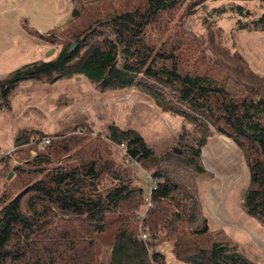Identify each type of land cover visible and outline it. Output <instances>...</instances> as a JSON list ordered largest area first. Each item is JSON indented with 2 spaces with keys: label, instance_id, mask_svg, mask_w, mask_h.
Segmentation results:
<instances>
[{
  "label": "trees",
  "instance_id": "1",
  "mask_svg": "<svg viewBox=\"0 0 264 264\" xmlns=\"http://www.w3.org/2000/svg\"><path fill=\"white\" fill-rule=\"evenodd\" d=\"M183 2L139 0L142 10L114 12L103 19L99 10L83 15L75 9L71 23L78 25L64 32L75 42L73 50L63 46L54 59L32 62L0 79V104L5 105L28 80L54 84L77 76L99 92L135 87L156 99L160 87L176 89L179 103L188 109L184 117L198 135L194 146L156 155L132 127L110 125L105 137H92L82 116H76L73 126L65 123L49 134L20 131L13 139L16 165L11 167L9 155L0 157V264H169L160 250L164 244H169L177 264H255L234 251L232 243L217 241L209 229L199 182L207 175L200 157L210 134L199 120L210 121L242 149L249 169L242 207L264 227V75L253 74L240 53L224 76L192 70L181 75L174 57L169 69L157 64L161 57L147 46L145 27ZM236 10L241 16L251 14L240 6ZM94 16L112 38L102 28L93 29ZM236 29L264 31V12L251 21L238 20ZM27 31L48 44L54 41ZM44 137L49 143L39 145ZM121 144L158 180L142 221L149 233L146 243L139 239L138 226L144 188L137 171L113 151ZM109 216L114 217L116 233L103 262L97 239L105 233Z\"/></svg>",
  "mask_w": 264,
  "mask_h": 264
},
{
  "label": "rangeland",
  "instance_id": "2",
  "mask_svg": "<svg viewBox=\"0 0 264 264\" xmlns=\"http://www.w3.org/2000/svg\"><path fill=\"white\" fill-rule=\"evenodd\" d=\"M237 6L251 14L239 15ZM135 8L143 9L139 0H100L98 3L89 0H0L1 79L32 62L54 59L63 46L69 50L75 45L73 39L64 34L70 26L78 25L71 23L75 9L83 15L99 10L98 18L102 16L103 19L105 15ZM263 12L264 0H184L171 13L157 16L155 22L145 27L143 34L149 49L156 52L155 55L160 54L157 64L169 69L172 67L170 58L174 57L181 75L192 70L201 74L218 71L224 76L240 53L252 73L263 76L264 31L236 29L238 20L251 21ZM97 16L90 18L96 20L93 29L103 27L96 25L99 22ZM27 29L54 41L48 44L30 35ZM102 29L103 34L110 35L106 28ZM193 58L195 69L191 62ZM117 65L121 68L120 63ZM28 81L33 83L20 88L18 85L8 105L0 104V157L9 155L11 167L16 165L18 157L12 152L17 133L33 127L43 133H53L62 124L71 122L73 126L76 116L87 118L92 137H105L110 125L122 129L132 127L156 155L194 146L198 137L184 117L188 109L179 103L176 89L160 87L156 99L135 87L126 91L99 92L89 81L77 76L60 78L54 84ZM199 121L210 134L200 157L207 175L199 182L209 229L217 241L228 246L232 243L234 251L250 262L264 264V227L242 207V197L249 184V169L243 151L231 138L217 132L210 121L205 118ZM113 151L118 152V159L128 166L124 163L121 145ZM30 155L34 156V152ZM137 176L145 189L143 172L138 171ZM113 218L109 216L105 233L97 239L99 259L103 262H106L109 243L116 233ZM160 248L169 264H177L169 252V244Z\"/></svg>",
  "mask_w": 264,
  "mask_h": 264
},
{
  "label": "built area",
  "instance_id": "3",
  "mask_svg": "<svg viewBox=\"0 0 264 264\" xmlns=\"http://www.w3.org/2000/svg\"><path fill=\"white\" fill-rule=\"evenodd\" d=\"M80 131H81V129L77 130V132H80ZM49 141L50 140L48 137H44V139L39 141V145L48 144ZM121 149H122V152L124 154L123 155L124 156L123 157L124 163L130 167H133L137 172L142 171L144 174V181H146V186H145L144 193H143L144 204H143L142 208L140 209V211L138 212L139 239H141L144 243H146L149 241V239H148L149 233H148V229L146 227H144V225L142 224V221L147 217L148 209L151 207V201H152V195L151 194L154 191V189L156 188L158 180L153 179L149 172H145L143 170L142 166H140L139 162L136 159L131 158L127 154L126 146L124 144H121ZM147 252L151 253L152 248L147 247Z\"/></svg>",
  "mask_w": 264,
  "mask_h": 264
},
{
  "label": "crops",
  "instance_id": "4",
  "mask_svg": "<svg viewBox=\"0 0 264 264\" xmlns=\"http://www.w3.org/2000/svg\"><path fill=\"white\" fill-rule=\"evenodd\" d=\"M0 79H1V77H0ZM28 83H33V82H32V81H28V82L25 81V82H22V83L19 84L18 88H20L22 85H28ZM33 126H38V125H33ZM37 129H38V128H34V127L32 128V130H37ZM9 150H11V148H10ZM9 150H8V151H9Z\"/></svg>",
  "mask_w": 264,
  "mask_h": 264
},
{
  "label": "water",
  "instance_id": "5",
  "mask_svg": "<svg viewBox=\"0 0 264 264\" xmlns=\"http://www.w3.org/2000/svg\"><path fill=\"white\" fill-rule=\"evenodd\" d=\"M74 47H75V45H72V46L70 47V50H73ZM11 175H12V173H10L8 177H11Z\"/></svg>",
  "mask_w": 264,
  "mask_h": 264
}]
</instances>
